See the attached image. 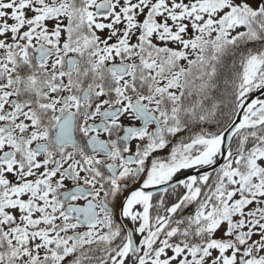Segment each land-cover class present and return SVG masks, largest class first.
I'll return each instance as SVG.
<instances>
[{
	"label": "snow or ice",
	"instance_id": "1",
	"mask_svg": "<svg viewBox=\"0 0 264 264\" xmlns=\"http://www.w3.org/2000/svg\"><path fill=\"white\" fill-rule=\"evenodd\" d=\"M0 264H264V0H0Z\"/></svg>",
	"mask_w": 264,
	"mask_h": 264
}]
</instances>
